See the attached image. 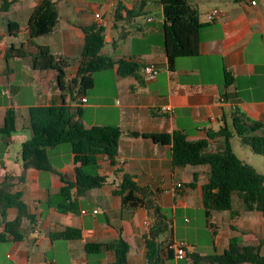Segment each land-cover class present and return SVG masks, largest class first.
<instances>
[{
  "label": "crops",
  "instance_id": "0c3cea01",
  "mask_svg": "<svg viewBox=\"0 0 264 264\" xmlns=\"http://www.w3.org/2000/svg\"><path fill=\"white\" fill-rule=\"evenodd\" d=\"M50 1L52 8L47 15L55 22L49 32L34 36L33 41L47 45L53 55L68 60L67 76L75 73L84 42L83 28L94 23L105 29L101 53L135 62L138 69L120 76L117 65H113L93 75L94 85L86 91L81 104V119L85 127L120 128L117 156L113 166L106 156L99 157L98 173L107 177L105 185L80 196L76 212H59L48 200L63 185L61 178L75 180L76 164L68 143L69 146L63 143L47 149L53 170L30 167L22 180L17 179L21 172V144L31 135L29 108L61 102L53 70L34 69L30 58L15 57L10 52L11 47L20 46L29 37L28 19L41 0H15L6 11L1 10L0 0V127L8 108L15 112L16 126L9 145L4 146L0 138V182L6 173L14 175L13 191L21 193L34 215V223L23 219L22 240L0 241L10 244L0 264H108L113 260L112 251L87 255L84 246L119 237L129 244L128 264H147V227L143 224L149 220L147 212L143 207L123 208L120 197L112 192L123 173L132 175L138 184L149 186L161 207L171 209L175 219L173 239L187 245L186 252L191 251L194 245L177 239V209L199 213L203 210L204 214L200 187L207 180L209 167L173 166L172 133L178 129L189 140L206 139L207 151L222 152L226 138L215 133L224 125L232 128L233 114L264 122V0H188L199 14V53L176 58L172 69L165 56L160 0ZM117 2L125 8L120 11L123 19L115 22ZM213 8L220 13L208 19ZM126 9L139 15L124 19ZM8 21L18 22L23 30L11 35ZM121 33L126 35L119 39ZM148 66L158 69L152 80L145 77ZM106 85L111 87L109 92L103 89ZM68 102L67 98L65 103ZM163 106L172 107L174 114L161 111ZM234 137L228 139L231 148ZM11 148L13 160L4 161ZM194 179V187L186 185ZM234 197L237 215L228 210L211 211L206 221L216 253L228 250L230 237L238 236L242 243L255 244L264 236L262 213L244 211L242 201ZM16 214L17 209L9 207L0 215V234L5 233V222ZM67 226L79 228L81 237H51ZM261 252L264 253V244ZM161 255L165 257V249Z\"/></svg>",
  "mask_w": 264,
  "mask_h": 264
},
{
  "label": "trees",
  "instance_id": "16d2710c",
  "mask_svg": "<svg viewBox=\"0 0 264 264\" xmlns=\"http://www.w3.org/2000/svg\"><path fill=\"white\" fill-rule=\"evenodd\" d=\"M1 1V10L6 11L15 0ZM160 4L164 21L165 56L168 67L172 69L176 58L196 56L199 53V14L188 0H160ZM50 8H52L50 0H41L35 5L26 27L29 37L20 46L10 48L13 56L30 58L34 69H49L56 73L61 101L59 104L35 105L29 108L31 135L21 144V172L17 179L22 180L25 171L30 167L53 170L48 161L47 149L68 143L76 164L75 180L61 178L63 185L48 203L59 212H76L77 200L80 196L107 183V177L98 173V160L99 157L106 156L111 166L115 164L121 135L120 128L115 125L85 127L81 119V98L93 87V75L96 72L117 65V73L125 76L134 73L138 69V64L101 53L105 43V29L102 24L94 23L89 28H83L84 42L77 58V67L73 76H67L68 60L53 55L47 45L33 41L34 36L51 30L55 20L47 15ZM123 8L125 7L117 2L114 12L115 22L123 19L120 13ZM125 11L124 19L139 15L132 10ZM7 28L11 35L23 30L16 21H8ZM124 33H121L119 39L126 35ZM116 44L115 42L114 46ZM67 98L69 102L65 103ZM263 128L264 122L253 120L243 114H233L232 128L224 125L215 133L226 138V147L222 152L207 151L206 139L189 140L183 131L178 129L173 131L170 153L173 166L209 167L207 180L200 187L206 221L211 211L228 210L233 215H237L238 211L233 209L234 196L242 201L244 211L256 210L264 217V174L239 158L228 141L231 136H235L242 145H247L254 153L264 156ZM15 130V112L12 108H8L4 123L0 127V138L4 146L12 142L11 137ZM132 134L138 133L132 132ZM15 178L14 175L6 173L0 182V215H3L9 207L17 209L15 217L5 222V233L0 234V241L22 240L25 237L20 231L23 219L34 223V215L29 212L27 204L21 198V193L13 191ZM195 180L186 185L194 187ZM72 189H75L73 193ZM112 192L120 197L123 208L143 207L147 212L150 221L144 235L147 264L170 263L173 259L171 247L174 243L173 219L155 200L154 191L149 186L138 184L129 173H123ZM51 237L64 240L78 239L81 237V230L67 226L51 234ZM263 244L264 236L255 244L242 243L238 236L230 237L228 250L223 253L199 254L192 250L186 252V256L192 264H264V253L261 252ZM84 247L87 255L100 254L105 250L112 251L113 260L108 264H128L129 244L122 237L108 242H88ZM163 249H165V257L161 255Z\"/></svg>",
  "mask_w": 264,
  "mask_h": 264
},
{
  "label": "rangeland",
  "instance_id": "374dc122",
  "mask_svg": "<svg viewBox=\"0 0 264 264\" xmlns=\"http://www.w3.org/2000/svg\"><path fill=\"white\" fill-rule=\"evenodd\" d=\"M103 89L109 92L111 87L106 85ZM64 146L69 145L66 143ZM232 149L239 158L251 164L259 173L264 174V156L254 153L247 145H242L236 137L232 140ZM13 157V151L11 148L8 156L6 155V157H4V161H12ZM234 202H236L235 197L233 198V204ZM163 210L169 217L173 218V221H175L170 208L164 207ZM241 213L243 214V212ZM245 214L248 215L252 213L245 212ZM176 219L177 239H183L190 245H194V248L191 246V251L193 250L204 254H211L214 252L212 248L213 235L206 223V217L203 214V210L199 213V211L195 210H188L185 212L183 209H177ZM9 246L10 244L0 243V260L4 258V253L8 251ZM190 261L189 258L183 259L180 261V264H190Z\"/></svg>",
  "mask_w": 264,
  "mask_h": 264
},
{
  "label": "built area",
  "instance_id": "2783aa9c",
  "mask_svg": "<svg viewBox=\"0 0 264 264\" xmlns=\"http://www.w3.org/2000/svg\"><path fill=\"white\" fill-rule=\"evenodd\" d=\"M252 4L255 3V1L251 2ZM220 10L218 8H213L209 11L207 18L208 19H213L215 18L217 15H219ZM96 17H99V14H96ZM145 71V77L147 80H152L155 78L158 69L154 66H148L144 69ZM85 98L82 97L81 98V102H84ZM161 111L170 113V114H174V109L170 106H163L161 109ZM143 224L147 227H149L150 221L149 220H144ZM172 249H173V259L170 263L168 264H177V261L180 259H183L186 257V245L183 242H175L172 244Z\"/></svg>",
  "mask_w": 264,
  "mask_h": 264
}]
</instances>
